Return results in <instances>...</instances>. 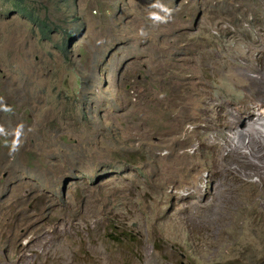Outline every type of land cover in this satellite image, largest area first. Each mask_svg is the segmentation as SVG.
<instances>
[{"label": "rangeland", "instance_id": "374dc122", "mask_svg": "<svg viewBox=\"0 0 264 264\" xmlns=\"http://www.w3.org/2000/svg\"><path fill=\"white\" fill-rule=\"evenodd\" d=\"M256 106L264 0H0V264H264Z\"/></svg>", "mask_w": 264, "mask_h": 264}, {"label": "bare ground", "instance_id": "6f19581e", "mask_svg": "<svg viewBox=\"0 0 264 264\" xmlns=\"http://www.w3.org/2000/svg\"><path fill=\"white\" fill-rule=\"evenodd\" d=\"M264 108L262 106L254 107V113L252 114L253 118L251 119L250 123H252L253 128H258L259 125L261 126L260 134L264 136ZM263 111V112H261ZM260 120V121H258ZM237 139L239 140V136L237 135ZM236 145L234 146V148Z\"/></svg>", "mask_w": 264, "mask_h": 264}, {"label": "clouds", "instance_id": "9594fccd", "mask_svg": "<svg viewBox=\"0 0 264 264\" xmlns=\"http://www.w3.org/2000/svg\"><path fill=\"white\" fill-rule=\"evenodd\" d=\"M165 11H167V10H165ZM153 19L158 20V21H163L164 17H160V16L153 14Z\"/></svg>", "mask_w": 264, "mask_h": 264}, {"label": "trees", "instance_id": "16d2710c", "mask_svg": "<svg viewBox=\"0 0 264 264\" xmlns=\"http://www.w3.org/2000/svg\"><path fill=\"white\" fill-rule=\"evenodd\" d=\"M22 1H24V0H22ZM40 23H41V25H42L43 27L48 28V26H47L44 22H40ZM37 24H38V22H37ZM116 239H119V238L117 237Z\"/></svg>", "mask_w": 264, "mask_h": 264}]
</instances>
